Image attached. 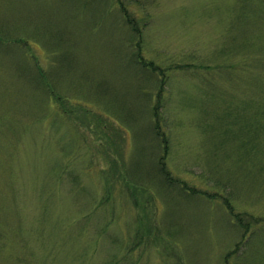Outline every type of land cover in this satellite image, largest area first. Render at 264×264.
Listing matches in <instances>:
<instances>
[{"label": "rangeland", "instance_id": "1", "mask_svg": "<svg viewBox=\"0 0 264 264\" xmlns=\"http://www.w3.org/2000/svg\"><path fill=\"white\" fill-rule=\"evenodd\" d=\"M0 264H264V0H0Z\"/></svg>", "mask_w": 264, "mask_h": 264}, {"label": "trees", "instance_id": "2", "mask_svg": "<svg viewBox=\"0 0 264 264\" xmlns=\"http://www.w3.org/2000/svg\"><path fill=\"white\" fill-rule=\"evenodd\" d=\"M139 64H140V61H139ZM146 64H148L149 66H152V64L151 63H146ZM162 158V157H161ZM163 159V158H162ZM160 162V167H159V171H160V173L162 172V173H164L165 175H166V177H165V179L167 178H169V173L165 170V168H163V163H164V161L162 160V162H161V160L159 161Z\"/></svg>", "mask_w": 264, "mask_h": 264}]
</instances>
